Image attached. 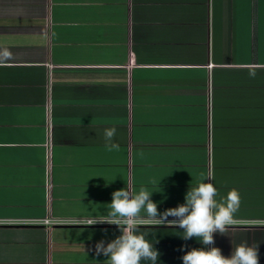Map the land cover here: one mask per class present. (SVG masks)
Returning <instances> with one entry per match:
<instances>
[{"label":"crops","instance_id":"obj_1","mask_svg":"<svg viewBox=\"0 0 264 264\" xmlns=\"http://www.w3.org/2000/svg\"><path fill=\"white\" fill-rule=\"evenodd\" d=\"M201 173L240 193L214 246L264 264V0H0V264H107L116 225L41 221L105 218L126 186L163 212ZM143 227L158 264L205 247Z\"/></svg>","mask_w":264,"mask_h":264},{"label":"clouds","instance_id":"obj_2","mask_svg":"<svg viewBox=\"0 0 264 264\" xmlns=\"http://www.w3.org/2000/svg\"><path fill=\"white\" fill-rule=\"evenodd\" d=\"M256 71L255 66H248L250 77L254 78ZM116 134V127L103 130L105 147L110 151L119 148V144L114 142ZM211 180V173H201L194 184H189L184 203L163 212L158 211L157 203L151 199L153 192L143 186L138 191L127 186L115 190L107 204V216L93 220L90 225H116L120 235L107 243L103 239L98 241L94 246L95 255L107 257V264H158L161 254L155 247L158 243L155 232L143 225H170L182 229L177 232L181 239L195 238L205 246L188 249L187 245H182L183 264H259L258 244L252 246L247 241L241 242L232 248L229 256L214 246V234L225 235L228 227L235 224V213L240 208L241 199L239 191L232 188L217 200L218 191ZM141 212L146 213V218L141 216Z\"/></svg>","mask_w":264,"mask_h":264},{"label":"built area","instance_id":"obj_3","mask_svg":"<svg viewBox=\"0 0 264 264\" xmlns=\"http://www.w3.org/2000/svg\"><path fill=\"white\" fill-rule=\"evenodd\" d=\"M103 218H47L42 220L41 222L49 225V226H55V225H90V223L93 220H98ZM95 225H109L107 223H98Z\"/></svg>","mask_w":264,"mask_h":264}]
</instances>
